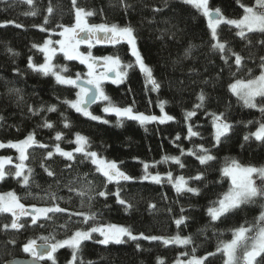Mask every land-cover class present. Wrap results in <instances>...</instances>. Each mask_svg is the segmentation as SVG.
Masks as SVG:
<instances>
[{"label":"trees","instance_id":"obj_1","mask_svg":"<svg viewBox=\"0 0 264 264\" xmlns=\"http://www.w3.org/2000/svg\"><path fill=\"white\" fill-rule=\"evenodd\" d=\"M254 2L209 0V8L220 9L226 18L238 19L243 15L241 5L253 6ZM50 6L51 14L48 12ZM76 6L94 13L87 17L91 24L132 27L144 62L160 84L158 91H152L151 84L146 83L145 76L134 66L128 69L123 82L104 84V92L111 102L121 108L130 106L136 113L160 115V102L163 101L166 102L164 113L174 119L164 124L145 125L124 119L118 125L115 115H102L109 121L105 124L75 112L63 103L75 97L74 87L58 84L51 75L44 76L28 67L29 57L37 65L44 61L43 54L33 48V44H43L49 33L61 29L57 25L71 27L75 24L72 0H32L31 5L26 0H0V23L14 21L22 25L18 28L8 23L0 27V142H17L32 133L39 143L48 145V148L33 146L28 149L25 164L32 171L27 186L8 175L0 182V192L13 191L24 206L48 207L55 203L68 210L49 214L50 218H41L35 225L31 223V216L22 217L20 223L25 227L19 231L5 230L3 225L10 224L12 217L0 214V264L16 257H27L22 249L31 239L40 243H44L40 239L44 236L63 240L77 230L107 224H122L134 235L191 237L192 243L164 245L160 240L139 239L102 245L96 241L103 237L93 233L92 239L82 243L76 264H157L158 259L163 264H174L178 258L188 259L193 247L196 257L216 252L220 241L232 238V229L251 226L264 211V197H256L253 203L242 204L217 221H212L207 212L208 207L229 189V180L220 172L226 162L235 160L244 166L264 167V142L244 139L264 122V113L258 108L245 107L229 91L234 80L251 79L261 72L264 33H246V38L242 39L236 35L238 29L232 26L222 24L218 28L219 40L243 58L238 68L233 55L227 53L229 60L225 63L220 52L212 50L213 41L205 17L181 0H77ZM30 12L36 14L30 15ZM40 27L46 31H40ZM189 46H192L191 52L185 57ZM83 47L94 57L119 56L124 64L135 63L126 43L94 44L91 49ZM54 63L66 66V74L73 76L75 70L80 73L84 70L78 61L66 60L61 54L55 55ZM11 89H18L19 93ZM201 92L205 96L203 107L186 120L185 112L194 110L200 103L197 98ZM255 102L264 106V98L257 97ZM100 105L94 104L91 111L101 114ZM50 106H55L56 111H47ZM29 107L38 110L36 114L30 112ZM210 113H223V119L232 125L217 145ZM45 122L53 127H44ZM65 123L69 126L65 127ZM189 125L198 136L187 138ZM57 132L62 134L60 141L54 139ZM77 133L88 139L90 151L116 162L121 171L134 179L108 183L90 159L78 153L73 161L55 154L52 159H45L57 143L63 149H74L72 141ZM200 146L215 159L201 165L196 158L203 154ZM189 150L196 155H187ZM165 156L180 157L185 166L181 168L171 160L162 162ZM0 157L16 160L10 148L0 149ZM144 163L150 165L148 171L152 174L166 177L171 172L173 179L184 176L190 187L199 189V194L177 195L166 179L161 184L141 180ZM42 164L54 171L55 176H49ZM67 164L71 167H66ZM6 171L14 174L15 169L8 167ZM197 174H202L201 180L190 179ZM255 184L264 186V181L256 178ZM69 186L87 191L80 196L77 191H70ZM118 189L121 198L131 205L127 210L116 202L113 193ZM99 191H106L107 198L98 196ZM150 204L155 207L150 208ZM181 207L187 219L177 228L174 219L182 214ZM70 212H92L96 213V218L84 223L82 216H70ZM181 253L189 255L181 256ZM71 258L72 250L67 247L54 253L55 264H69ZM42 262L52 264L47 260ZM205 264H223L222 254L209 256Z\"/></svg>","mask_w":264,"mask_h":264},{"label":"snow or ice","instance_id":"obj_2","mask_svg":"<svg viewBox=\"0 0 264 264\" xmlns=\"http://www.w3.org/2000/svg\"><path fill=\"white\" fill-rule=\"evenodd\" d=\"M31 5L32 0H26ZM183 3L191 5L198 12H200L208 20V27L211 31L212 43L211 48L213 51H219L221 59L228 63L230 53L235 57V64L239 68L241 66L242 57L238 53L232 52L230 48H227L225 43L219 41L217 28L220 24H226L232 26L238 31L236 35L242 39L246 38V33L260 32L264 33V0H255L253 6L241 5L243 8V16L239 19H228L225 18L220 9L210 11L209 0H183ZM73 9L75 12V24L71 27L57 25L62 31L55 33L61 37L60 40L52 41L46 39L43 45L33 44V48H37L39 52L44 55L43 64H34L31 57H29L28 67L33 71L43 74L44 76L52 75L58 84L71 86L78 88L79 91L76 93L75 100H64L63 103L67 104L70 108L83 116L101 123H109L107 120H103L101 117L93 115L88 108L92 103L97 101L107 102L103 108V112L106 114L115 115L117 118V124H122L124 119L137 121L141 125L147 123H160L164 124L174 119V117L164 113L163 104L166 102H160L161 115L159 117L155 115H145L143 113L134 112L132 107H119L113 104L110 98L105 94L102 87V83L106 80H111L112 83H121L127 76L128 69L138 67L140 72L145 76L146 83L151 84L152 91H158L160 84L156 81L153 76L152 69L146 65L144 59L137 47L136 36L134 35V29L130 26L121 27L117 24H89L87 23L86 17L92 16L94 13L86 11L83 8L77 7V0H72ZM259 9V11L257 10ZM53 11L52 7L48 8L49 14ZM159 11V9H154ZM35 15V12L28 13ZM8 23L15 24L14 21H6L0 23V27L6 26ZM47 23V17L45 18ZM16 27L20 28L22 25L15 24ZM40 31H46L45 28L40 27ZM84 34V35H81ZM102 34V35H101ZM126 43L128 45L130 54L134 57V65L132 63H122L119 56H103L94 57L89 51L87 54H83L78 51L81 44H86L89 49L94 44H107V45H120ZM264 44V40L261 41ZM53 44L59 47H52ZM191 47L185 51L184 55L187 57L191 52ZM11 52V49H9ZM57 51L61 52L66 60H77L80 64L85 65L87 72L84 74V78L81 79V74L77 73L75 78L64 75L68 71L66 66H57L52 63L53 57ZM102 67L103 71H97L98 68ZM262 72L261 75L254 79L247 81L237 79L234 83L229 85V91L243 102V105L248 108H258L261 113H264V106L258 105L255 101L257 97L264 98V57H261ZM111 74V75H109ZM13 93H19L18 89H11ZM200 103L194 106V110L185 112V119L189 120L191 117L196 115V110L200 109L204 105L205 96L203 92L197 98ZM29 111L36 114L38 110L29 107ZM47 111H56L55 106L48 107ZM212 117L213 127V138L218 144L221 137L225 136L232 125L225 122L223 119L224 114L210 113ZM2 119V118H0ZM44 127L52 128L51 123L45 122ZM69 125L65 123V127ZM199 133L193 131L191 125L188 126V137L198 136ZM254 138L256 141L264 142V122H260L259 126L250 135L245 136L244 139L248 140ZM56 141L62 139V134L57 132L54 138ZM179 139V136H177ZM76 144L73 151H64L59 143H57L52 151H48L45 159H52L54 154L63 157L67 161H73L75 154H82L85 159H90L91 163L95 166V170L102 174L108 183L115 182L119 184L120 181H131L134 178L121 171L114 161H107L95 151L89 150V141L86 137L76 134L75 140L72 141ZM33 146L41 148H48V145L39 143L34 134H28L25 139L17 142L9 141L6 144L0 142V149L10 148L14 149L18 153L17 159L19 163L13 165L15 168L14 174L6 171L5 166L12 164L11 157H0V180L5 179L8 175H13L14 178L18 179V182L22 186H27L30 183L31 169L27 168L25 161L28 160V149ZM199 151L202 155H197V159L201 165L207 164L209 161L215 159V157L209 154L208 150L203 146L199 147ZM183 149H181V155H184ZM187 155H196V152L189 150ZM171 160L173 163L178 164L181 168L185 165L181 162L180 157H167L165 156L162 162ZM155 166V165H151ZM45 171L49 176H55V172L50 170L47 166L42 164ZM66 167L70 168L71 164H67ZM150 165L147 163L143 164L144 174L140 178L141 180H147L151 183L161 184L166 179L169 184L172 185L173 189L180 195L182 193L199 194V189L190 187L188 185V179L184 176H177L173 179L171 172L167 173L166 177H162L159 173L151 174L148 169ZM28 174H25V173ZM222 177H228L231 181L230 189L224 193L220 198L212 203L208 207L207 212L211 217L212 221L219 220L226 213L231 210L237 209L242 204L253 203L254 198L264 197V186H257L255 184L254 176L258 177L261 181H264V167L254 166H241L237 161L232 160L230 163L226 162L225 165L220 169ZM193 180H201L202 174H197L194 177H190ZM70 191H77V194L84 196L87 189L75 190L69 186ZM98 196L107 198L108 193L106 191H99ZM116 196V202L125 206V209L131 207L124 199L121 198L119 189L113 193ZM54 199V197H53ZM91 197H89V202ZM150 208H154L155 205L150 204ZM67 209L61 208L58 204L53 203L52 206L48 207H36L33 206L31 209H26L25 206L20 203V198L14 192H8L0 195V214H10L12 219L10 224L3 225V228L7 230L11 228L19 231L25 227L24 224L20 223L22 217L31 216V223L37 224L41 218H50L49 214L64 213ZM171 211V210H170ZM181 215L179 218L174 219V223L177 228L183 224L187 217L183 215L185 209L181 207ZM70 216H82L83 222L95 221L96 213H79L70 212ZM232 238L229 241H220L216 248V252L207 253L203 257H196L194 254L196 248L193 247L192 255L185 261H181L179 258L176 264H205L209 256H214L217 253L222 254L223 264H264V211H261L260 215L256 217L255 222L251 226L241 225L238 228L232 229ZM93 233H98L103 239L97 240L96 243L102 245H108L109 243L121 244L124 242V238L127 237L129 240L145 239L148 241L160 240L164 245L175 243L179 246H184L192 243L191 237L181 238L176 235L171 238L157 237V236H145L143 233L134 235L128 227L117 226L114 224L107 225H94L88 230H77L71 237L63 240H55L53 236L40 237L44 241L42 244H37L36 239H31L23 245V252L28 254L33 264H38L41 261H51L55 264L54 253L61 248H70L72 250V258L69 264H76L77 257L84 241H88L93 238ZM14 243V241H12ZM139 249V245H137ZM188 253H181V256H188ZM157 264H163L162 260L158 259Z\"/></svg>","mask_w":264,"mask_h":264},{"label":"rangeland","instance_id":"obj_3","mask_svg":"<svg viewBox=\"0 0 264 264\" xmlns=\"http://www.w3.org/2000/svg\"><path fill=\"white\" fill-rule=\"evenodd\" d=\"M182 2H183V0H181ZM254 4H255V2H254ZM210 9V8H209ZM258 11H259V9H257ZM210 11H215V10H212V9H210ZM244 14V13H243ZM243 16V15H242ZM225 17V16H224ZM226 18V17H225ZM241 18V17H240ZM206 19V22H207V24H208V20H207V18H205ZM229 19V18H228ZM239 19V18H238ZM86 20H87V23H89V24H91L90 22H89V20L87 19V17H86ZM222 24H220L219 26H218V28L221 26ZM218 28H217V30H218ZM210 30V29H209ZM60 31H62V29H60V30H58L57 32H55V33H58V32H60ZM55 33H49V35H48V37H46V39H50V40H52V41H57V40H60L61 39V37L59 36V35H56ZM210 34H211V31H210ZM81 35H84V34H81ZM102 35V34H101ZM45 39V40H46ZM220 41V40H219ZM220 42H222V41H220ZM213 43H214V41H213ZM223 43V42H222ZM41 45H43V44H41ZM83 45H85L86 47H87V45L86 44H81L80 46H79V48H78V51L79 52H81V53H83V54H87L88 52H86V51H88V49H86L85 50V48L83 47ZM94 46V45H93ZM52 47H56V48H58L59 46L58 45H56V44H53L52 45ZM37 49V48H36ZM38 50V49H37ZM43 54V53H42ZM57 54H61L62 56H63V54L61 53V52H59V51H57V53H56V55ZM43 57H44V55H43ZM55 57V56H54ZM54 57H53V60H52V63L54 64V65H56L55 63H54ZM134 58V57H133ZM75 61V60H74ZM77 61V60H76ZM79 62V61H78ZM43 63H44V61H43ZM42 63V64H43ZM80 64V63H79ZM84 66V70H83V72L82 73H80L79 71H77V70H75L74 71V75L75 76H73V75H70V74H66V73H64V75H66V76H70V77H72V78H75L76 77V74L77 73H80L81 74V79H83L84 78V74L87 72V68L85 67V65H83ZM97 71L99 72V71H103V68L102 67H100V68H98L97 69ZM261 72H262V70H261ZM261 72L256 76V77H258L259 75H261ZM52 76V75H51ZM53 77V76H52ZM256 77H254V78H256ZM54 78V77H53ZM254 78H251V79H254ZM55 79V78H54ZM247 80H249V79H247ZM247 80H244V81H247ZM56 81V80H55ZM236 80H234L232 83H234ZM108 83V84H112V85H118L119 83H112L111 82V80H106V81H104L103 83H102V87H103V89H104V84H106V83ZM65 86H67V85H65ZM76 89V91H75V97L73 98V99H71V100H75L76 99V93L79 91V89L78 88H75ZM97 103L98 104H101L100 105V109H101V114H97V113H94V112H92L91 111V109H88L93 115H96V116H99V117H101L103 120H106L105 119V117L104 116H102V115H107L106 113H104L103 112V108L106 106V104H107V102H105V101H97ZM74 110V109H73ZM75 111V110H74ZM76 112V111H75ZM78 113V112H77ZM80 114V113H79ZM82 115V114H81ZM161 115V114H160ZM160 115H155V116H157V117H159ZM83 116V115H82ZM83 117H85V116H83ZM85 118H87V117H85ZM89 119V118H88ZM97 122H99V121H97ZM226 122V121H225ZM256 130V129H255ZM254 130V131H255ZM214 131V130H213ZM254 131H252V132H254ZM80 135H82V134H80ZM82 136H84V135H82ZM75 137H76V134H75V136H74V139H73V141L75 140ZM85 137V136H84ZM25 139V138H24ZM23 140V139H22ZM21 141V140H20ZM214 142H215V144L217 145V143H216V141L214 140ZM6 144V143H5ZM75 144V143H74ZM75 147H76V144H75ZM54 149V148H53ZM52 149V150H53ZM63 149V148H62ZM75 149V148H74ZM74 149H63L64 151H73ZM12 150H14V149H12ZM14 152H15V157H16V160H12V164H8V165H6L5 166V169L7 170V168L8 167H13V165L14 164H16V163H19V160L17 159V157H18V153L14 150ZM25 163H26V161H25ZM241 166H244V165H241ZM257 168H259V167H257ZM15 169V168H14ZM152 174V173H151ZM256 178H258V177H256V176H254L253 177V179L255 180ZM227 179L229 180V184H230V186H229V189H230V187H231V181H230V179L227 177ZM228 189V190H229ZM8 192H13V191H6V192H3V193H1L0 192V195H3V194H5V193H8ZM25 208L26 209H31V206H25ZM114 225H117V226H123L122 224H114ZM125 227V226H124ZM181 238H184V237H181ZM126 240H129V239H127V237H125L124 238V241H126ZM231 240V239H230ZM229 241V240H228ZM38 243H40V242H38L37 241V244ZM175 244V243H174ZM28 255V254H27ZM29 256V255H28ZM181 261H185V260H187V259H180ZM174 264H176V262L174 263Z\"/></svg>","mask_w":264,"mask_h":264},{"label":"water","instance_id":"obj_4","mask_svg":"<svg viewBox=\"0 0 264 264\" xmlns=\"http://www.w3.org/2000/svg\"><path fill=\"white\" fill-rule=\"evenodd\" d=\"M214 12V11H213ZM111 75V74H109ZM95 103H92L90 105V107L88 109H90ZM30 210V209H29ZM39 244H42V243H38ZM3 264H33V261L31 259L30 256H27V257H16V258H13V259H10V260H7L6 262H4ZM38 264H45L43 263L42 261L41 262H38Z\"/></svg>","mask_w":264,"mask_h":264},{"label":"flooded vegetation","instance_id":"obj_5","mask_svg":"<svg viewBox=\"0 0 264 264\" xmlns=\"http://www.w3.org/2000/svg\"><path fill=\"white\" fill-rule=\"evenodd\" d=\"M105 83H106V82H105ZM96 103H97V102H96ZM96 103H95V104H96ZM1 181H2V180H0V182H1ZM1 193H3V192H1Z\"/></svg>","mask_w":264,"mask_h":264}]
</instances>
